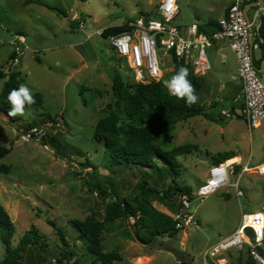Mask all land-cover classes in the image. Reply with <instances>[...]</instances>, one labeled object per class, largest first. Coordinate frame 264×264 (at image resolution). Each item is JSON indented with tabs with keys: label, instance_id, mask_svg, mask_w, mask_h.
I'll return each mask as SVG.
<instances>
[{
	"label": "rangeland",
	"instance_id": "374dc122",
	"mask_svg": "<svg viewBox=\"0 0 264 264\" xmlns=\"http://www.w3.org/2000/svg\"><path fill=\"white\" fill-rule=\"evenodd\" d=\"M42 1L59 7L63 13L37 3L25 4L24 0H0V71L5 75L11 70L19 71L23 79L20 86L41 95L40 104L26 106L25 116L10 120L0 112V146L10 149L0 158V164L8 166L7 173H0V203L14 224L12 247L19 246L21 237L31 227L38 233L41 247L24 246L20 251L23 261L56 264L64 248L47 223L49 218L63 228L74 253L65 264H101L76 238L71 224L73 219L102 220L104 216V201L96 192L89 191L84 181L88 179L92 187L112 189L115 197L132 198L139 195L141 174L135 167L110 165L104 145L93 138L98 119L115 107L111 87L114 72L130 89L136 84L124 59L111 51L108 37L99 32L122 25L141 12L153 11L157 0ZM223 3L224 0H178L179 13L173 24L192 22L196 15L215 16ZM73 21H83L84 28H78V24L71 27ZM15 32L25 35L27 47L18 61L12 62L8 40ZM162 50L159 49L160 56ZM226 53L227 67L232 74L236 73L235 55L230 49ZM163 67L161 82L173 77L169 54ZM196 76L200 79L197 96L202 112L164 126L161 137L155 141L162 150L194 145L189 153L177 156V182L191 187V192L204 183L208 168L222 155L238 154L242 163L249 159L250 165L264 162V121L250 130L238 114L239 109L230 108L236 106L234 99H238L239 91L234 87H240V77L216 71ZM259 77L264 83L262 75ZM6 78L0 77V93ZM223 110L230 115H224ZM48 116L60 123L46 136H54L53 142L44 145L42 139L22 135L32 120L37 124L52 121ZM81 163L91 167L84 168ZM154 179L156 174L151 175L150 181ZM236 179L237 174L228 175L230 184ZM239 188L243 191L240 197L235 195L232 185L202 198L192 194L194 223L185 225L173 236L159 237L147 244L135 238L131 216L104 222L103 249L120 254L121 259L114 264H203V251L231 234L242 214L264 211V177L244 174ZM180 201L179 196H174L164 204L156 199L151 202L174 218L182 207ZM4 255L5 246L0 239V260ZM224 255H228L226 264H244L246 247L241 252L231 249ZM207 264L215 263L208 259Z\"/></svg>",
	"mask_w": 264,
	"mask_h": 264
},
{
	"label": "trees",
	"instance_id": "16d2710c",
	"mask_svg": "<svg viewBox=\"0 0 264 264\" xmlns=\"http://www.w3.org/2000/svg\"><path fill=\"white\" fill-rule=\"evenodd\" d=\"M250 1L255 0H249L245 3ZM31 2L58 11L60 14L63 13L59 7L50 5L42 0H24L25 4ZM76 24H78V21L70 22L71 27H75ZM199 28L209 33L217 28V23L214 20H209L207 24L201 25ZM124 29V24L109 26L102 29L101 35L107 38L111 34L124 31ZM259 33L262 38V43L260 44L261 56L260 59L255 60V64L264 58L263 20L259 24ZM13 56V53H11L10 60ZM36 60L40 61L39 58H36ZM181 67H186L189 70L188 79L193 84L195 94L197 95L200 88V79L182 60L173 58V76ZM4 76H7V78L3 83L0 93V112L8 115L11 108L7 100L8 94L13 88L18 89L23 79L19 71L13 70L9 71L6 75L0 71V77ZM111 87L115 96V107L110 110L107 116L98 119L94 126L93 138L104 145L109 156L110 165L135 167L141 174V180L138 186L139 195L132 198L124 196H120V198L115 197L113 196L115 193H112V189L108 191L100 185L92 187V184H88V179L84 181L88 187L87 189L91 192H96L104 201V216L102 220L94 217L84 220L73 219L71 224L77 232L76 238L85 244L87 251L93 256L94 260L99 261L101 264H114L115 261L121 259L118 252H107L103 249L101 233L104 228V222L131 216L134 225L133 234L137 240L144 244L150 243L159 237L173 236L180 230L175 227L176 220L157 209L151 201L152 199H156L164 204L174 196H179L180 200L182 195L190 197L191 187L180 185L177 182L180 174L177 156L189 153L194 145L181 144L170 150H162L156 145L155 141L161 137L164 126L202 112L198 101L191 107H187L184 100L170 95L168 89L161 81L136 83L130 89L124 83L120 74L115 71ZM33 97L36 101L34 105L41 103L39 92H35ZM120 108L124 112L123 117L119 113ZM8 117L10 120L17 119V116L11 117L8 115ZM48 118L56 122L54 117L48 116ZM36 123L35 120H32L29 126H33ZM41 139L44 145L47 142L55 140L54 136L43 137ZM9 150L6 146H0V158L4 157ZM232 156H234L233 153L222 155L219 158H215V162ZM81 164L84 168L91 167L88 163ZM166 170L167 172H165ZM7 172L8 166L0 164V173ZM152 174H156V179L151 182L150 178ZM180 210L181 208L179 207ZM46 221L55 230L60 244L64 248L60 252L56 264H65L74 254L69 249L70 243L65 235V231L54 220L46 218ZM13 232V221L0 203V239L5 246V255L0 260V264H28L21 259L20 251L24 246L36 245L41 247L38 233L31 227L21 237L19 246L12 247L11 238ZM254 262L247 255L244 264H254Z\"/></svg>",
	"mask_w": 264,
	"mask_h": 264
},
{
	"label": "built area",
	"instance_id": "2783aa9c",
	"mask_svg": "<svg viewBox=\"0 0 264 264\" xmlns=\"http://www.w3.org/2000/svg\"><path fill=\"white\" fill-rule=\"evenodd\" d=\"M249 0H232L224 16L218 19L217 28L206 33L196 23L187 26L173 24V19L179 11L178 0H157L153 11L144 12L136 17L127 18L124 31L108 36L110 49L118 57L124 59L126 66L132 71L136 83L160 81L164 76V59L169 54L182 60L191 71L205 74L211 65L207 51L217 41L227 42L233 51L237 63V73L242 81V105L238 114L252 130L264 121V83L261 81L254 61V50L260 48L262 38L259 33V12L253 18L246 16L243 6ZM78 28H84V22H78ZM101 33V32H99ZM13 57L17 62L26 46V37L21 32L10 34L8 40ZM163 49L161 56L159 49ZM235 111V110H234ZM224 115L230 113L223 110ZM60 123L49 121L45 124H35L23 130L27 139L46 137ZM236 156L215 162L208 168L207 176L196 191L191 192L202 198L215 190L232 185L237 197L243 196L239 188V179L244 174H254L264 177V162L249 164V159L242 163ZM238 167V169H237ZM229 174H237V179L230 184ZM191 195L181 196V210L175 215V227L182 229L185 225L194 223L191 213L181 211L190 207ZM196 221V220H195ZM256 263L264 264V211L256 210L242 214L239 225L226 237L207 247L202 253L203 264L212 259L215 264H226L228 255L225 252L234 249L244 251Z\"/></svg>",
	"mask_w": 264,
	"mask_h": 264
},
{
	"label": "crops",
	"instance_id": "0c3cea01",
	"mask_svg": "<svg viewBox=\"0 0 264 264\" xmlns=\"http://www.w3.org/2000/svg\"><path fill=\"white\" fill-rule=\"evenodd\" d=\"M231 1L232 0H224V3H223V6H222L221 10L215 16L204 14L202 16V18H199V16L195 14L196 15L195 16L196 19L194 21L189 22V23H185L183 25H181V24H178V25L187 26L190 23H196L200 27L201 25L207 24V22L209 20H214L217 23L218 19L226 14L228 6L231 3ZM250 2H252V1H250ZM250 2H248V3H250ZM248 3L244 4L243 10H244L245 5H247ZM256 11L259 12V19H257V21L258 22H260L261 20L264 21V0H263L262 3H260V4L256 5V6L248 5L245 12H246V14H247V16L249 18H253V16H254ZM249 12H251V13H249ZM178 13H179V11H178ZM227 49H230V48H229L227 42H225V41H217V42H215L213 44V46L211 48L208 49L207 55H208V59L210 61L211 69L209 71H207L206 74H204V75H207L211 71H216V72H219V73L228 74L229 77L236 78V76H238L237 63H236V73L234 72L233 74L229 71V68L226 65V59H227L226 50ZM253 55H254V61L257 60V59H260V56H261L260 48L257 50V52H255V50H254ZM262 62H264V58H262L258 63L256 62V65L260 66ZM262 68H263V71L260 72V75H262V77L264 78V63H263ZM200 77H201V75H200ZM68 80L69 79L67 78V81ZM239 83H240V87L239 88L238 87H234L236 91H239L238 99L237 98L234 99L235 101L237 100L236 103H235L236 106L230 107V108H233L234 110H236V108L239 109L241 107V105H242V81H241V79H240ZM234 156L238 157L239 159L241 158L238 154H236V155L234 154ZM236 157L232 158V159H236Z\"/></svg>",
	"mask_w": 264,
	"mask_h": 264
},
{
	"label": "clouds",
	"instance_id": "9594fccd",
	"mask_svg": "<svg viewBox=\"0 0 264 264\" xmlns=\"http://www.w3.org/2000/svg\"><path fill=\"white\" fill-rule=\"evenodd\" d=\"M188 76L189 70L186 67H181L170 80H165L163 83L170 95L184 100L185 105L191 107L197 103L199 97L195 94V88ZM7 100L11 105L8 112L11 117L25 116L26 106L30 107L36 103L31 90L25 85H21L18 89L13 88L9 92Z\"/></svg>",
	"mask_w": 264,
	"mask_h": 264
},
{
	"label": "water",
	"instance_id": "95a60500",
	"mask_svg": "<svg viewBox=\"0 0 264 264\" xmlns=\"http://www.w3.org/2000/svg\"><path fill=\"white\" fill-rule=\"evenodd\" d=\"M262 2H263V0H255V1H252V2L248 3L247 5H245L244 11H246V8H247L248 5H250V6H256V5H258V4L262 3ZM245 14H246V12H245ZM246 16H247V14H246ZM263 63L264 62H262L260 66L256 65V69L258 70V72H262L263 71V68H262ZM24 133H22V134H24ZM194 209H195L194 206H190L189 208L184 209L181 212L182 213H191V212L194 211Z\"/></svg>",
	"mask_w": 264,
	"mask_h": 264
}]
</instances>
